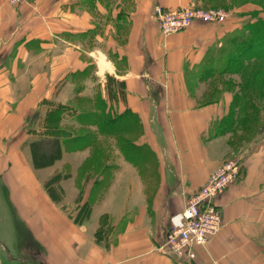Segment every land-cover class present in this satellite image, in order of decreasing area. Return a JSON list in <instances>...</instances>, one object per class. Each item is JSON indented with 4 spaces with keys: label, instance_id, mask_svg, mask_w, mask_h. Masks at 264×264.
<instances>
[{
    "label": "crops",
    "instance_id": "obj_1",
    "mask_svg": "<svg viewBox=\"0 0 264 264\" xmlns=\"http://www.w3.org/2000/svg\"><path fill=\"white\" fill-rule=\"evenodd\" d=\"M80 1L81 6L74 8L77 0H44L42 5L27 0L19 6L0 0V48L9 51L0 56V97L4 98L0 110L8 99L18 103L6 118L0 112L2 133L6 129L20 133L28 103L29 111H40L35 122L39 129L42 126L49 137H62L60 129L73 117L71 102L77 92L92 97L100 90L114 115L128 110L139 120L143 134L136 142L152 146L159 164L136 167L114 147L106 197L97 200L85 220L76 222L63 209L64 200L52 203L34 182L31 151L20 145L19 137L6 152L17 172V184L8 174H1L2 181L10 190L21 226L29 228L37 244L18 248L25 256L6 264H179L159 249L170 217L181 212L190 195L229 159L223 150L232 137L231 132L210 137L214 124L229 113L230 92L222 89L220 99L196 107L186 95L187 78L208 49L240 25L229 19L220 24L196 21L166 36L154 16L155 8L188 7L195 0H128L133 7L123 13L128 33L121 50L127 67L118 73L102 53L83 50V41H74L73 33L83 36L97 30L93 40H105L111 28L117 32L125 24L119 19L115 26L109 19L121 16L123 0H96L90 4L91 11ZM82 50L95 69L77 55ZM79 71L85 76L78 90L72 74ZM108 76L124 82V100H109ZM0 153H4L1 147ZM238 156L242 164L236 182L216 199L222 227L187 264H264V133ZM157 173L158 191L149 199L145 188ZM29 254L32 261L27 260Z\"/></svg>",
    "mask_w": 264,
    "mask_h": 264
},
{
    "label": "rangeland",
    "instance_id": "obj_2",
    "mask_svg": "<svg viewBox=\"0 0 264 264\" xmlns=\"http://www.w3.org/2000/svg\"><path fill=\"white\" fill-rule=\"evenodd\" d=\"M35 1L36 0H29V2H33V3ZM26 2L27 0L24 3ZM38 2H40L39 4L42 5L44 0H38ZM122 3H124V5ZM122 3L120 6L121 16L119 17L109 16V19H111L113 23L121 19L122 22L125 24H123L121 28L117 29V32H115L114 29L111 28L108 31V34L105 35L106 36L105 40L99 41V43L93 40L95 34L97 33V30L88 32L87 34L83 36L82 34L73 33L74 41H78V42L83 41L84 43L82 47L83 50H85L86 52L94 50V52L98 53L99 55L102 53L104 56L103 57L104 60L113 64L118 73L124 72L127 67L126 58L121 53V50L123 49L126 43V37L128 33V25L126 24L128 21L124 17L125 14L123 16V13L130 11L133 7V4L131 2H128V0L126 1L123 0ZM106 6L112 8L110 3H106ZM190 6H195V7H199L203 9L225 10L230 13V17L228 21L234 22L235 24H238V25H241L243 22H245L250 17L247 14L248 12H251V15L252 13L257 12L259 16L264 17V12L262 11L263 9L261 8V7H264V0H206V1L196 0L195 3ZM179 8H183V7H179ZM164 10H173V9H164ZM154 16L157 18L156 15ZM109 19H108V22H110ZM116 23H114L115 26H116ZM98 30L99 32L102 31L100 29ZM110 36L112 37V39H110ZM83 50H82V53L78 52L77 55H82L81 58H84V59L86 58L87 60L91 62V65L88 66V68L95 69L96 67L95 64L93 63L92 60H90V57H88L86 53L83 52ZM40 52H41L40 49L36 50V53H40ZM11 53H13V51H11ZM8 54H9V51L6 48H0V56L8 55ZM0 61H1V57H0ZM245 64L247 68L246 70L240 73H235L234 75L226 74L223 77H225V81H229L228 79H230V82L233 81L234 83L239 82L240 80H245L249 82L250 84L252 83L251 85L255 89L254 91H250V93H253L252 97L255 99L256 102H258L260 105H262V107H264V83H262L263 80L261 81V79H259L258 81H256L255 79L258 72L264 71V59L263 58H252L248 60V62H245ZM192 75L190 74V77L187 78L188 83H187V88H186V95L196 107H199L201 105H204L210 102L209 101L210 95L212 94L214 89H216V87H218V89H221V90L224 89L226 91H229L230 93L227 96L231 98L230 101H232L233 99L232 92L235 91L238 86L233 87L234 84H232L230 87H228L230 84L229 83L224 84L223 77L215 78V80H210V79L203 80V81L198 82V84L196 85L195 81L191 79V77H193ZM105 80L107 83V77H105ZM116 92L118 95L114 101L115 103H118L119 100L121 101L126 97L125 95L126 91L124 92L123 88L117 87ZM122 94L124 95L123 99H122ZM221 96H223L222 93H220L219 99L221 98ZM0 99L2 98L0 97ZM3 99H2V102L4 101ZM17 104L18 103L16 102L12 103V101H9L8 99V103L5 102L2 106L3 110L2 111L0 110V112L2 113L1 117L6 118L9 114L13 113L15 111L14 108L16 107ZM29 106L30 104L27 103V107L25 108L26 117H24L25 119H24L23 126L22 127L20 126L21 127L20 133L18 132L17 134L16 133L12 134L8 132L7 129L3 130L4 132L2 133V126H0V131H1L0 147H1V151L2 150L4 151V153H0V169L2 170V173L0 172V264L9 263V260H11L12 258L17 259V258H20V256H25L23 254L24 252L18 250V248L20 249V247L24 248V247L31 246V245L35 246V244H37L35 238L33 237V234L28 231L29 228H26L23 225L21 226L19 214L15 210V207H13L10 202V199H11L10 190L7 187V185L3 183L2 181L3 178L1 175V174L3 175L8 174L7 177L12 178V180L15 181V183L17 184V172L15 168L13 167V165L11 164V161L9 160L10 154L6 152H8V148L10 149L13 147V145L15 146V144L19 140L18 139L19 137H20V145H22L23 147L26 146L29 149L30 147L28 144V140H32L35 138L36 139L52 138V137H49L48 132L46 130H42V126H41V129H39L38 127L39 125L35 123L37 122V120L34 121V124L32 123V125L29 127V128H32V130L29 128L26 129V123H27L28 116L32 115L33 113L37 115L40 113V111L37 110V108L29 111L28 110ZM71 113L73 114L71 115L74 116L75 111L73 110V112ZM262 122L263 120L262 118L260 119V116H259L257 124H254L249 128H244V131L241 129V127H236L237 134H235V138H232V137L229 138L230 140L228 141V145H226L223 150V153H229L230 157L228 160L239 157L238 156L239 153H245L246 149L248 148L250 149L252 147V144H254V142H257V140L262 138V134L264 133V131L262 133H258L260 124ZM67 125H68L67 126V130H68L69 127L73 125V117L70 118V121H68ZM142 128L143 126L140 124L138 129L135 127V129L130 131V133H123L120 136V138L121 139L129 138L130 140L139 139L140 136H142L143 134ZM67 130L63 129V133H62L63 136L69 135V131ZM44 131H45L44 134H46V136L42 137ZM83 132H86V131H83ZM210 137L212 138L213 136L210 135ZM120 138H118L117 135L107 136L106 139L101 140V143L98 145V147L95 150H90V149L88 150L86 148H83V149H79L71 153L64 151L65 153H63V157L61 159L54 162L52 166H49L46 168L45 167L44 168L34 167L33 162H32V157H31V160L29 163V167H30L29 169H30L32 178L34 182L38 184V186L43 191V193H45V195L52 200V203H55L56 201H54L51 197H49V195H47V193L44 191L46 189L44 188L43 190L41 184L46 179H48L51 175L55 174L58 171H63V170L67 172L71 171L73 174H71L69 178L64 179L61 182V186L63 187L62 201L64 200L63 203L66 204V206L63 207V209L66 210V213L67 212L71 213L73 217L75 218L78 215V212L80 211V208H81V205L83 204L85 196L88 195L87 199L90 197L91 185L94 183V178L96 177V175H98V172H100L103 164L104 163L112 164L110 155L114 153V147L121 154H123L124 158L128 160V162H131V164L135 165L136 167L138 166L144 167V166H147L148 164H151L156 167L159 164L158 153H156L154 148L147 143H144V144L146 145L147 152H149L151 155L146 159V156H147L146 153H138L139 155L137 154L138 155L137 160H132V159L130 160L126 156V153L119 146L118 141L120 140ZM205 143H207V141ZM89 169L93 171V175L91 179H89L88 188L84 190V188L81 187L82 189H80V187H77L75 183L76 172L77 174L79 172L82 175L86 173V170H89ZM158 175L159 173H157L154 176L155 178H153L152 180L153 182L152 185L151 186L149 185V188H145V192L149 199H153L158 191V182H159ZM85 177H87V175L81 176L80 179L82 180V183L84 182ZM19 183L20 182L18 181V186L20 187ZM103 188L104 187L99 189L94 195L96 199L100 201L106 197L105 196L106 194L102 193ZM97 193H100V195H96ZM90 199L92 201V198ZM62 201L59 203H62ZM63 209L62 210L60 209V210L63 213H65ZM4 248H8L9 255H8V251L5 250ZM27 260L32 261L33 257H31L30 255V257H28Z\"/></svg>",
    "mask_w": 264,
    "mask_h": 264
},
{
    "label": "trees",
    "instance_id": "obj_3",
    "mask_svg": "<svg viewBox=\"0 0 264 264\" xmlns=\"http://www.w3.org/2000/svg\"><path fill=\"white\" fill-rule=\"evenodd\" d=\"M82 1L84 2L83 6H90V10L92 7L90 4L96 2V0ZM79 6H81V1L77 0L73 7ZM261 8L264 12V7ZM247 14L250 17L245 22L233 31L226 33L216 45L208 49L204 60L194 69L193 77H191L196 85L203 80H215V78H222L226 74L234 75L235 73H240L247 69L245 62H248L252 58L264 59V17L259 16L257 12L252 13V15L251 12ZM84 74V71L72 74V79L78 84V90L81 89L80 82L82 81V77L85 76ZM223 78L224 84H230L228 87L232 84H234L233 87H238L232 92L233 99L230 103L229 113L214 124L212 136L231 132L232 138H235V134H237L236 127H241L244 131V128H249L257 124L259 116L263 122L260 124L258 133H262L264 131V107L252 97L253 93H250V91L255 90L251 85L252 83L250 84L245 80L234 83L233 81L230 82V79H228L229 81H225V77ZM255 79L256 81L261 79V81L263 80L262 83H264V71L258 72ZM117 87L123 88L125 92V84L123 81L108 76L106 90L110 101L117 98ZM219 92L222 93L223 91L216 87L210 95L209 101L218 100ZM123 98L124 95L122 94ZM71 105L75 111L73 125L67 130V123L64 126L65 128H63L69 131V135L62 137L55 136L48 139L35 138L28 140L34 167L46 168L52 166L54 162L63 157L64 151L71 153L83 148L95 150L101 143V140L106 139L107 136L117 135L120 138L123 133H130L135 127L138 129L140 125L139 120L134 119L133 114L128 110L122 113L115 112L114 115L108 109L107 100L103 98L100 90L92 97L80 95L78 91ZM38 115L33 113L28 116L26 129L32 123L34 124V121L38 119ZM29 129L32 130V128ZM63 129L61 128L60 132L63 133ZM136 141L137 139L120 138L118 142L120 148L130 160H137L138 153H146L147 159L151 154L147 152L146 145H140ZM112 165L110 163H104L100 172L94 178V183L91 185L90 197L81 205L78 215L74 218L76 222H81L89 216L93 204L98 200L94 196L95 193L104 187L103 193L109 186L111 182L109 170ZM71 174H73L71 171H58L44 181V187L54 201L58 203L62 201L63 187L61 186V182L69 178ZM82 175H87L83 183L80 179ZM82 175L76 172L75 183L80 189L84 188L86 190L93 171L90 169L86 170V173ZM96 195H100V193ZM90 198H92V201Z\"/></svg>",
    "mask_w": 264,
    "mask_h": 264
},
{
    "label": "built area",
    "instance_id": "obj_4",
    "mask_svg": "<svg viewBox=\"0 0 264 264\" xmlns=\"http://www.w3.org/2000/svg\"><path fill=\"white\" fill-rule=\"evenodd\" d=\"M14 6L26 0H6ZM155 15L163 35H171L190 28L196 21L220 24L230 13L225 10L188 6L173 10L155 8ZM242 159L227 160L214 170L206 183L190 195L181 212L170 217L168 230L159 249L179 264L193 262L197 249L205 247L222 227V211L216 199L234 184L239 176Z\"/></svg>",
    "mask_w": 264,
    "mask_h": 264
}]
</instances>
